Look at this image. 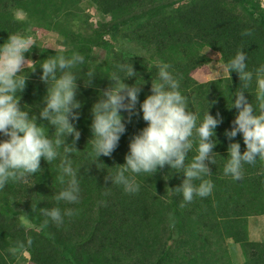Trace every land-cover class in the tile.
I'll return each instance as SVG.
<instances>
[{"label":"trees","instance_id":"16d2710c","mask_svg":"<svg viewBox=\"0 0 264 264\" xmlns=\"http://www.w3.org/2000/svg\"><path fill=\"white\" fill-rule=\"evenodd\" d=\"M84 2L109 20L94 25L82 7ZM20 12L25 19L17 16ZM30 27L59 31L68 46L25 53L33 63L23 74L36 68L28 73L19 93L20 105L29 106V115L36 114L37 123L48 128L46 134L51 136L54 126L39 118L36 107L43 106L47 91L40 79L42 60L78 52L85 63L76 68L82 73L91 69L96 76L91 86L77 81L81 107L74 110L80 115L73 123L80 136L71 159L79 169V201L67 204L54 199L63 187L59 158L49 164L41 158L37 173L10 180L0 189V264H264V240L250 239L248 222L250 217L264 216V160L244 164L239 180L223 173L231 142L225 130L232 127L237 111L227 105L230 91L239 86L238 74L233 71L231 77L226 74L204 82L193 76L198 69L208 73L205 48L217 52L222 63L243 49L249 69L264 64L262 0H0V43L9 34H26ZM245 30L250 34L242 35ZM97 51L104 52L103 57L96 56ZM121 63H131L138 74L124 78L129 85L141 83L138 112L164 64L180 81L189 110L200 118L207 111V100H215L209 112H219L223 119L215 130L216 164L205 161L212 172L206 178L214 185L208 196L182 203V194L173 188L181 184L183 174L168 165L154 174L136 175L140 189L134 194L106 179L115 165L125 162L130 139L146 125L142 113L128 120V113L122 112L126 130L117 147L110 156L101 155L93 162L90 109L111 79L123 75L116 74ZM248 91L246 97L255 103L258 89L252 86ZM232 140L240 143L243 152L241 134ZM194 154L189 153L188 159ZM53 206L72 208L73 215L61 225L45 224L41 208ZM229 242L240 247L241 263L232 257Z\"/></svg>","mask_w":264,"mask_h":264},{"label":"clouds","instance_id":"9594fccd","mask_svg":"<svg viewBox=\"0 0 264 264\" xmlns=\"http://www.w3.org/2000/svg\"><path fill=\"white\" fill-rule=\"evenodd\" d=\"M263 3V2H262ZM264 6V4H263ZM250 32L245 30L242 35ZM36 40L28 34H9L0 43V189L11 181H20L30 174L41 170L43 158L48 164L59 158L57 165L63 187L55 194V201L74 204L80 198V182L78 168L73 167L71 153L76 150V142L80 132L74 126L78 119L81 101L76 99L77 81L91 86L93 70L82 73L77 65H83L85 58L78 52L70 57L52 55L39 64L42 69L40 79L47 84L43 106L39 109V118L54 126L50 136L43 123H37V115H29V106L22 109L19 93L25 88L27 75L24 70L29 66V52ZM164 64L157 70V82L151 81L150 94L139 103L137 110L139 85H129L124 78L138 76L132 64L121 63L116 66V79L98 93V100L91 106V152L93 162L101 155L110 156L117 147L121 135L126 130L122 112L132 115L142 113L146 125L132 136L124 163L115 165V171L107 174L112 184L122 186L126 193L134 194L140 185L135 177L142 173H156L168 165L175 172L183 174L181 184L174 191L182 194L184 202H191L196 197H206L213 190V182L206 178L212 172L205 161L216 164L217 153L216 127L222 122L220 113L212 115L207 111L200 118L199 114L189 110L188 98L180 90V81ZM239 77V86L231 93L229 109L235 108L232 127L225 130V136L231 141L227 147V156L223 164V173L233 180L243 176L244 164H252L257 159L264 160V64L251 70L248 67L247 55L238 49L218 69L217 74L231 72ZM114 74V75H116ZM255 86L258 92L255 103L249 101L245 92ZM240 133L245 149L232 138ZM71 136V142L68 137ZM194 152L189 160V153ZM41 212L44 223H64L65 217L73 215L72 208L61 209L59 206L43 207ZM264 218V216H262ZM251 218V217H250ZM249 218V219H250ZM248 219V222H249ZM251 239V237H250ZM262 240V239H260ZM258 240V241H260ZM264 240V239H263ZM25 254V253H24ZM28 254V253H26Z\"/></svg>","mask_w":264,"mask_h":264},{"label":"rangeland","instance_id":"374dc122","mask_svg":"<svg viewBox=\"0 0 264 264\" xmlns=\"http://www.w3.org/2000/svg\"><path fill=\"white\" fill-rule=\"evenodd\" d=\"M264 4V0H262ZM82 7L85 8L86 13L90 16V21L96 25L101 20H109V16L105 18L102 17L95 11L94 8L89 6L88 2H84ZM82 8V9H83ZM67 11V10H65ZM68 12V11H67ZM17 16L20 19H25V15L23 13H17ZM59 31H55L52 29H37L34 27H30L26 34L31 35L36 40V45H33L31 50L35 51V49L44 47V48H51V49H59L63 50L68 48V46L64 42V38L62 35L59 34ZM30 50V51H31ZM209 61L207 63L208 66V73L204 70H196L193 73V76L198 81L204 82L211 79H217L226 75V73L217 74V69L223 64L220 58V55L217 52L209 50L207 48L203 51ZM104 53V52H103ZM101 51H97L95 54L98 57H103ZM29 58V57H26ZM31 59V58H29ZM32 61H30L29 66L32 65ZM28 66V67H29ZM249 233L251 240L258 241L260 239H264V218L262 216H254L249 219ZM229 251L231 252L232 257L235 259V262L241 263L243 261V255L240 247L238 245L232 244L231 242L228 243ZM26 258H29L28 254H24ZM21 264H24L21 262ZM30 264V263H28Z\"/></svg>","mask_w":264,"mask_h":264}]
</instances>
